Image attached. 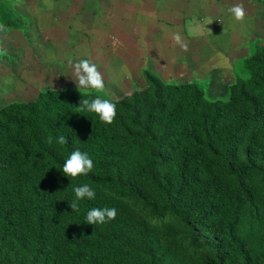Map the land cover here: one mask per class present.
Segmentation results:
<instances>
[{
    "label": "trees",
    "instance_id": "1",
    "mask_svg": "<svg viewBox=\"0 0 264 264\" xmlns=\"http://www.w3.org/2000/svg\"><path fill=\"white\" fill-rule=\"evenodd\" d=\"M252 47L225 99L145 70L119 99L47 88L1 107L0 264H264V40ZM96 95L111 124L79 110ZM75 150L93 169L66 177ZM83 184L95 198L72 212ZM94 207L116 218L85 224Z\"/></svg>",
    "mask_w": 264,
    "mask_h": 264
},
{
    "label": "rangeland",
    "instance_id": "2",
    "mask_svg": "<svg viewBox=\"0 0 264 264\" xmlns=\"http://www.w3.org/2000/svg\"><path fill=\"white\" fill-rule=\"evenodd\" d=\"M238 4L243 21L228 11ZM1 14L0 108L47 88L78 90L69 62L80 59L97 65L99 94L111 100L146 87L145 70L166 83L198 81L225 99L241 60L264 40V0H0Z\"/></svg>",
    "mask_w": 264,
    "mask_h": 264
},
{
    "label": "clouds",
    "instance_id": "3",
    "mask_svg": "<svg viewBox=\"0 0 264 264\" xmlns=\"http://www.w3.org/2000/svg\"><path fill=\"white\" fill-rule=\"evenodd\" d=\"M228 11L237 21H243L246 15L242 4L230 7ZM0 30H6L5 25L0 24ZM173 39L177 44H180L184 50H187V46L183 44L179 34H174ZM69 65L72 68L74 82L76 83L79 92L80 90L89 89L95 90L97 93L103 92V76L100 71H98L97 65L90 59H80L75 63L70 61ZM78 108L80 111L95 113L100 121L105 124H111L116 116L115 103L108 98H103L101 95H96L95 98L92 99H82ZM56 142L63 145L67 143V140L64 136H60ZM47 143L49 145L53 143V138L51 136L48 137ZM92 169L93 161L89 158L88 154L75 150L65 160L62 167V173L66 177L75 178L82 174L86 175ZM74 194L75 199L69 204L72 212L79 211L78 201L84 198L91 200L94 199L96 195L95 191L88 184L75 187ZM116 215L117 212L115 208L105 207L101 209L94 207L87 212L85 224L103 225L108 221L114 220Z\"/></svg>",
    "mask_w": 264,
    "mask_h": 264
}]
</instances>
